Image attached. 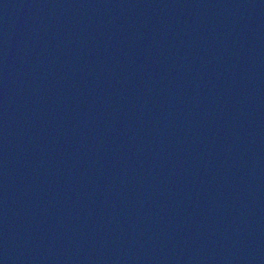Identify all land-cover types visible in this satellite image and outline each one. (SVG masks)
Wrapping results in <instances>:
<instances>
[{
	"label": "water",
	"instance_id": "95a60500",
	"mask_svg": "<svg viewBox=\"0 0 264 264\" xmlns=\"http://www.w3.org/2000/svg\"><path fill=\"white\" fill-rule=\"evenodd\" d=\"M0 264H264V0H0Z\"/></svg>",
	"mask_w": 264,
	"mask_h": 264
}]
</instances>
